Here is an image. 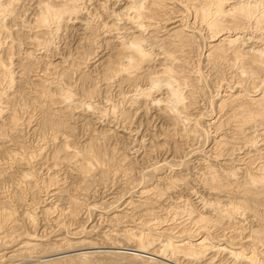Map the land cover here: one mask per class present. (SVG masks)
<instances>
[{"label":"bare ground","instance_id":"bare-ground-1","mask_svg":"<svg viewBox=\"0 0 264 264\" xmlns=\"http://www.w3.org/2000/svg\"><path fill=\"white\" fill-rule=\"evenodd\" d=\"M0 264H264V0H0Z\"/></svg>","mask_w":264,"mask_h":264}]
</instances>
